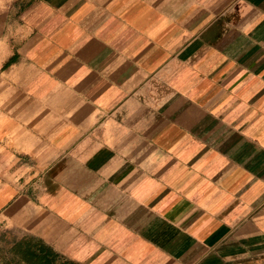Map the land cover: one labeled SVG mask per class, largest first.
Instances as JSON below:
<instances>
[{"label": "crops", "instance_id": "1", "mask_svg": "<svg viewBox=\"0 0 264 264\" xmlns=\"http://www.w3.org/2000/svg\"><path fill=\"white\" fill-rule=\"evenodd\" d=\"M4 220L77 264H264V0H0Z\"/></svg>", "mask_w": 264, "mask_h": 264}, {"label": "trees", "instance_id": "2", "mask_svg": "<svg viewBox=\"0 0 264 264\" xmlns=\"http://www.w3.org/2000/svg\"><path fill=\"white\" fill-rule=\"evenodd\" d=\"M0 250V264H77L40 237L26 236Z\"/></svg>", "mask_w": 264, "mask_h": 264}, {"label": "rangeland", "instance_id": "3", "mask_svg": "<svg viewBox=\"0 0 264 264\" xmlns=\"http://www.w3.org/2000/svg\"><path fill=\"white\" fill-rule=\"evenodd\" d=\"M7 67V66H4ZM18 180L19 183L22 181H25L26 177H18L16 176L15 180ZM47 181H51V179H46L44 176L41 177L40 182L38 183V186L33 187L32 191L29 193L30 200L33 201L36 204L32 203V206H35L40 202L41 204L45 201H51L54 199L55 196H57L55 185L49 184V186H45ZM34 182V179L32 180V183ZM19 196V194H17ZM15 196V198L17 197ZM40 205V204H39ZM30 228L28 226L23 225L21 222L17 224H5V220L0 223V250L4 254V249L10 248L13 241L20 240L23 237L26 236H35L32 234V232L29 230ZM40 237L43 240L46 241V243H50L51 246L52 242L51 239L47 238V236H36ZM53 247V246H52ZM54 248V247H53ZM55 249V248H54ZM56 250V249H55ZM57 251V250H56ZM59 252V251H58ZM61 253V252H60ZM62 254V253H61ZM64 255V254H62ZM66 256V255H64ZM67 257V256H66ZM68 258V257H67ZM70 259V258H69ZM72 260V259H70Z\"/></svg>", "mask_w": 264, "mask_h": 264}, {"label": "snow or ice", "instance_id": "4", "mask_svg": "<svg viewBox=\"0 0 264 264\" xmlns=\"http://www.w3.org/2000/svg\"><path fill=\"white\" fill-rule=\"evenodd\" d=\"M172 163H175V160H173Z\"/></svg>", "mask_w": 264, "mask_h": 264}]
</instances>
